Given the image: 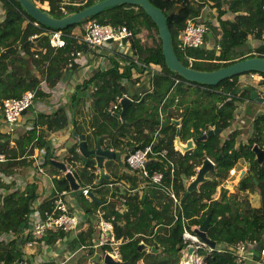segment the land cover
<instances>
[{
  "label": "trees",
  "instance_id": "trees-1",
  "mask_svg": "<svg viewBox=\"0 0 264 264\" xmlns=\"http://www.w3.org/2000/svg\"><path fill=\"white\" fill-rule=\"evenodd\" d=\"M0 1L4 10V17L0 20V101L7 97H18L23 91L30 89L35 90L36 96L45 95L39 87L40 81L44 80L48 87L56 85L63 76L71 50L82 47L70 36H66L64 47L56 49L49 45L48 36H42L36 42H26L31 36L51 27L41 23L39 26L34 25L35 19L23 10L18 0ZM95 1L98 0L66 4L62 0H47V7L51 14L60 17ZM149 1L165 14L174 52L186 65L211 70L247 56L264 57V0ZM205 6L217 11V25H211V28L218 51L215 47L206 48L203 44L181 50L178 47L180 31L188 19L201 20ZM227 13L232 16L223 17ZM91 19L127 27L131 32L129 39L132 54H109L108 67H94L91 75L76 86V90L86 88L88 100L83 95L76 98L75 93L70 96L73 130L84 135L89 149L95 148L96 137L99 136L104 147H112L116 151L124 149L127 151L126 155L146 146L158 131L153 148L165 149L175 164L172 186L178 200L186 190V183L196 175L205 158L213 162L214 171L207 172L210 173L209 176L205 174L206 179L198 183L197 189L179 202L180 206L176 207L177 219L173 221L172 198L165 190L153 187L137 170L130 168L125 159L124 166L121 167L120 158L105 160L108 178L97 181L98 168L94 155L83 156L78 151L77 140L64 150L65 154L61 157L67 161L80 188L121 179L130 181L131 189L136 188L139 183H146V188L140 194H127L125 190L121 194L125 198L123 202L119 199L120 194L116 193L119 191L118 187L115 192L110 193L109 201L105 204L92 201L80 193L82 198L79 200V207L90 221L97 220L98 211L106 219L113 217L114 237L122 241L117 250L124 264H179L188 243L182 237L183 228L194 232V226H199L206 215H209L206 235L215 242V248L208 250L200 247L196 254L203 256L205 264H244V261H235L229 246L239 240L249 242L252 248L259 249L264 245V161L259 163L252 149L253 145L264 149V110L252 118L248 137L239 141L241 130L232 129L225 133L231 125L237 102L250 95L247 89L236 92L241 84L239 75L209 85L187 81L170 71L164 63L156 24L137 5L125 3L106 7L98 14L62 30L69 34L76 26ZM142 28L154 31L152 44L144 45L137 37ZM208 34L210 27L204 40H207ZM249 35L260 40V44L253 49L255 52L249 49L248 54H244L242 44L247 42ZM188 57H192L191 62ZM138 62L156 65L158 71L151 75ZM76 66L74 64L72 68ZM259 73L264 77L263 72ZM175 78L180 79L176 84ZM149 84L153 85L152 88L148 87ZM124 95L129 96L132 102L127 107L125 121L122 122L114 114L120 110V103H117L115 110L111 109L110 103L117 102ZM178 117H181L180 141L184 143L190 138L194 140V147L185 152L174 148L176 126L171 118ZM67 122L64 106H58L51 114L36 113L31 127L18 134L15 146H11L8 134L0 132V153L6 156V160L0 162V175H13V166L16 164L21 167L32 166L33 159H26L25 156L32 155L35 148L45 147L41 165H48L49 171L53 173V189L38 204L39 211L50 208L57 193L69 190V184L61 171L50 163L51 158L58 156L49 146L44 134L38 133L37 127L43 125L48 131H56L64 128ZM213 127L221 130L217 134L196 140ZM130 131V138H126L125 134ZM21 156L24 157L20 159ZM240 159L248 163V169L239 179L237 187L242 192H254L257 189L260 199L258 207L252 206L247 197L240 198L237 193H228L227 189L220 187L229 175V170ZM147 167L149 172L160 170L165 185L169 184L168 163L159 158L151 160ZM0 187L7 189L5 193L0 190V264H14L19 258L20 264L27 261V264H34L24 257L25 238L19 233L29 224L28 216L38 197V186L31 180L23 188L11 189L0 178ZM82 227L79 224L75 236L70 237L67 233L57 231L45 236L43 241L50 246H54L57 240L65 241V249L71 253L82 245L93 244L98 237L96 225L90 222L87 227ZM11 232L14 236L5 240L4 235ZM141 241L153 245L158 251L139 249ZM102 249L112 250L108 245ZM92 251L89 248V253ZM38 264L56 262L43 260ZM94 264L100 262L95 261Z\"/></svg>",
  "mask_w": 264,
  "mask_h": 264
},
{
  "label": "built area",
  "instance_id": "built-area-1",
  "mask_svg": "<svg viewBox=\"0 0 264 264\" xmlns=\"http://www.w3.org/2000/svg\"><path fill=\"white\" fill-rule=\"evenodd\" d=\"M87 0H62L63 3H81L85 2ZM48 3L47 0L42 1V7L48 9ZM1 20V19H0ZM33 24L36 26H39V22L36 20L33 21ZM209 26L204 21H197L194 19H188L186 22V25L184 28L180 31L179 35V43L178 47L181 50H185L186 47H197L203 44L204 38L206 33L208 32ZM44 32H48V42L51 47L54 49L64 47L66 45V36H70L74 39L76 44L81 45V49L71 50L70 57L68 59V63L66 67L72 68L74 64L79 65H87L88 60L86 58V54L84 52V48H87V50L94 51V55H98L99 53H105V54H113V53H119V54H130L132 53L131 49V43H130V36L131 32L129 29L125 26H114L110 24H105L98 22L95 19L88 20L85 28L80 32H74L72 31L69 34H66L61 29H45ZM37 35V34H35ZM34 36V35H33ZM32 37V36H31ZM40 51L44 52V49L40 48ZM35 56H37L35 54ZM188 60L191 62L192 57H188ZM138 64L142 65L146 69L150 71V74L152 75L155 73V71H158V67L153 64L146 65L144 63L138 62ZM101 65V63L99 64ZM100 67V66H99ZM249 77L252 81L256 82V87L258 90V93L263 98L264 102V77L259 72H249ZM180 79L175 78L174 84L178 83ZM44 82V80H42ZM246 84V83H241ZM152 84H149L148 87L152 88ZM35 97V90H25L21 93L18 97H7L0 101V113L2 114L3 121L6 126V133L10 137V144L12 145L17 138V127L20 126V120L23 116V111L26 110L32 105L33 99ZM120 98L117 99V102H111L110 107L111 109L115 110L118 107V102ZM26 113V112H25ZM158 131L155 132L152 140L144 147L137 148L133 151L128 152V154L125 157V162L127 165L139 172V174L146 178L149 183L155 186L158 190H165L167 194L172 198L173 202V221L177 219L176 214V207L179 205V200L174 194L172 182H173V169L175 167L174 162L168 157L167 152L165 149L156 150L153 148V144L155 142V135ZM35 140V139H34ZM40 150L44 151L43 154H45V147L39 148ZM53 150V148H52ZM54 151V150H53ZM44 156V155H43ZM32 158V157H31ZM35 157H33L34 159ZM161 158L166 163L170 165V178H169V184L165 185L163 180V174L160 170H153L152 172H149L148 170V161L152 159H159ZM39 160L35 159L36 162H34L35 170L37 173L42 174L45 173V170L43 166L41 165L43 162V159L38 158ZM6 156L4 153H0V162L5 161ZM236 174V169L233 166L229 170V176H234ZM4 176V174L0 175ZM240 178V176H239ZM231 177H226V179L223 180L221 183V187L227 189L228 193H242L235 186H233ZM2 180V178H1ZM109 187H113V185H120L119 182L113 184L109 183L107 184ZM91 186L88 185L85 187L80 188L81 194L88 197L89 192L92 191ZM99 188V185H97ZM233 187V188H232ZM236 188V189H235ZM125 188H122V191H116L112 190L111 192H115L119 195V199L123 202L125 198L121 196V194L127 192V194H130L131 190H126ZM125 191V192H124ZM67 194L66 191H61L60 193H57L56 197L53 200V205L48 208L44 209L43 211H39L37 209V206L33 205L32 211L29 213V224L27 227L23 228L22 231L19 233L20 236H23L25 238V242L23 245V251H24V257L32 261L31 258H29V255L24 249H34L36 246H40L42 248V252L40 254L42 256H46L48 251L50 250V245H46L43 241L44 237L47 235L52 234L53 232L61 231L63 233L69 234L70 237L75 236L80 224V217L76 212H74L70 204L68 203L66 197L64 195ZM112 219H106L102 216V212H97V220H96V227L98 229V237L94 239L93 244L89 245H82L78 249H84V248H92L93 253L90 255V258H93L92 255H95L96 258H100V260L103 263V257L105 253L111 254L115 259L119 258L118 254V246L122 241L115 239L114 232H113V225H112ZM198 228V225L194 226V229ZM106 229H110L111 233H107ZM5 237L8 236L9 238L13 237V233L11 232L8 235H4ZM182 237L185 241H187V246L184 250L192 246L193 247V253L196 252V250L200 247L207 248L208 250H212L215 248V246H210L206 242H204L195 232H191L185 227L183 228ZM64 240V239H63ZM60 240H57L56 243H58ZM110 246L111 251L103 250V246ZM250 243L239 240L235 242L233 245L229 246L231 249V252L235 256V261L237 263H241L246 258V252L249 247ZM220 250V248H217ZM99 250V251H98ZM117 250V251H116ZM183 250V251H184ZM76 253V251H74ZM101 253V254H100ZM192 253V254H193ZM190 254V255H192ZM196 254V253H195ZM72 255V253H69L68 256ZM259 255L261 257H264V245L259 250ZM197 258L199 259V256L196 254ZM95 259H91V264L95 263ZM32 262H35L34 260ZM24 262L23 264H25ZM202 263V262H200Z\"/></svg>",
  "mask_w": 264,
  "mask_h": 264
},
{
  "label": "water",
  "instance_id": "water-1",
  "mask_svg": "<svg viewBox=\"0 0 264 264\" xmlns=\"http://www.w3.org/2000/svg\"><path fill=\"white\" fill-rule=\"evenodd\" d=\"M23 10L32 16L37 22L51 27L53 29H64L69 25L76 24L80 22L81 20L88 18L92 15L98 14L102 10H104L106 7H111L119 4H131V5H137L144 9V11L148 14V16L151 18V20L156 24L158 37L161 40V49L162 54L164 57V63L166 67L182 76L185 80L200 83V84H209V85H215L219 81L230 78L233 75H240L244 72L249 71H257V72H263L264 73V57L262 56H247L242 59H238L236 61H233L227 65H222L218 68L211 69V70H202V69H196L190 65H186L182 63L177 55L174 52L172 42H171V33L166 23V16L163 13V11L159 8L153 5L149 0H98L94 3L87 5L79 10H72L64 13L60 17H56L53 14H51L48 9L42 7L41 5L34 2V0H18ZM42 36H49L48 32H42L40 34L34 35L30 37L26 42H36L38 41ZM132 53H130L131 55ZM242 89H247L250 93V98L255 99L258 101H263V98L258 95V92L253 86H250L248 84H243L237 88L236 92H239ZM132 102V99L124 95L120 99V105L121 108L119 112H115L114 114L122 121H125V113L127 110V107ZM26 110L23 111L25 113ZM171 122L174 123L176 126V134L174 139V145L176 149L180 150L181 152H185L191 148L194 147V140L188 139L186 142H181L179 137V130H180V123H181V117L178 118H171ZM221 129L217 127H213L209 129L208 131L204 132L200 137L196 138V140L204 139L207 136L211 134H217L219 133ZM72 134L74 137L78 140V151L83 156H89L90 154L94 155L96 166L99 171V176L97 181H102L103 179H107L108 175L104 172L103 162L107 159H113V158H120V153L115 152L113 149L109 147H104L100 143V137H96V146L95 148L89 149L87 146V142L84 138V135L78 134L76 130L72 131ZM253 151L255 152L257 161L259 163H262L264 161V149L260 148L258 145H253L252 147ZM151 160L148 161V163ZM50 163L57 168L58 170L62 171L64 173V177L68 181L69 187L71 190H77V193L80 194V188L79 184L76 181L75 177L73 176L72 172L68 169L65 162L58 160L56 158H51ZM214 171V165L213 162L209 158H205L203 160L202 165L197 170L196 175L194 176L193 180L187 185L185 192L180 197V202L192 191L197 189L198 183L204 181L205 174L207 172ZM244 173V170L241 171V174L239 175L240 178L242 174ZM88 197L95 202H102V200L98 199L93 192H89ZM209 223V215H206V217L202 220L201 224L198 226V228L194 229V232L207 244L210 246H215V242L213 240H210L206 235V229ZM139 249H148V250H155L158 251V249H155L153 245H149L141 241L138 244ZM188 254L193 253V247L190 246L187 249ZM103 263L104 264H124L123 261L115 259L111 254L105 253L103 257ZM21 258H19L17 261L14 262V264H20ZM205 264V263H200Z\"/></svg>",
  "mask_w": 264,
  "mask_h": 264
},
{
  "label": "crops",
  "instance_id": "crops-1",
  "mask_svg": "<svg viewBox=\"0 0 264 264\" xmlns=\"http://www.w3.org/2000/svg\"><path fill=\"white\" fill-rule=\"evenodd\" d=\"M34 2H36L37 4H40L42 1L41 0H34ZM3 17H4V10H3L2 3L0 1V19H2ZM78 29H79V26H78ZM79 32H80V30H79ZM84 52L89 58L87 65L82 66V65L77 64L76 68L66 67L63 70L62 78L53 87H48L45 81L44 82H42V80L40 81L39 87L42 90V92H44L45 95H37V96L35 95L32 105L28 108L30 111L28 112V110H27L26 113L23 114V116L20 120V126L17 127V131H18V128H21L22 130H20V132H23L24 130L31 127L32 119L36 113L41 112V113L51 114L55 111V109L58 106H64V108L66 110L67 118H68L67 125L64 128L58 129L56 131H48L44 128L43 125H41V126L37 127V129H39L38 133L42 132L44 134L45 139L47 140L49 146L51 148H53V150L55 151L54 153L56 154V156H58V158H56V159L65 162L68 169H69V165H68L67 161L64 160V158H62L61 156H64V154H65L64 150H66V148L70 147L71 145H73L77 141V138L74 137L72 134L73 126H72L71 118H70L71 117L70 96L72 95V93L76 94V98L83 95V96H85V100L87 101L88 95H87L86 88H79L78 90H76V86L81 84L82 81L86 77L91 75L93 68L96 67V66H94L92 68L91 65H97L99 62V63H101V65H100L101 68H106L109 66L108 58L110 55L105 54V53H99L98 55L97 54L94 55V51L87 50V48H84ZM95 61H98V62H96L94 64ZM263 110H264V102L258 101L255 99H251L250 95H249V98H245L244 100L238 101L237 107L234 111V115L237 118H239L240 120H238L236 122H232L233 125H230L229 129L225 133L229 132L232 129H239V130H241V132L238 135V139H239V141L240 140L244 141L245 139H243V138L247 134V133H245V130L248 128V130H249L248 132H250V129H251L250 126L243 125V123L246 124L245 119L248 117L251 118L252 116H255L257 113H259L260 111H263ZM22 125H25V126H22ZM0 132L6 133V126H5V123L3 121V117H2L1 113H0ZM19 133H16V134L18 135ZM131 133L132 132L130 131L127 134H125L126 138H130ZM157 135H158V132L155 135V140L157 138ZM34 139H36V138H34ZM9 141H10V137H9ZM11 146H15V142ZM109 148L113 149L112 147H109ZM114 151L120 153V163H121L120 166L123 167L124 166L123 160L125 158L127 151L124 149H120L117 151L114 150ZM43 153H44V151L40 150L39 148H35L32 155L25 156V157H26V159H29L31 157L33 159V157H35L33 159V163H34V162H36L35 159H37V160H39L38 158L43 159V155H44ZM23 157L24 156H21L19 158L21 159ZM33 163H32V166L30 164V165H26L25 167H21L18 164H16L15 166H13V169L15 171L13 173V175H5L4 174V176H1V178H2L1 181L6 183V184L8 183L11 186V189H14L17 187L23 188L27 184V182H30L31 180L36 182V184L38 186V189H37L38 190V197L35 200L34 205L38 206V204L43 199H45L51 193V191L53 189V184H52V179H51L53 177V173L49 170H46L45 167L43 166L45 173L39 174L34 169L35 166ZM104 164H105V160L103 162L104 172L106 174H108V170L104 166ZM234 167H235V165H234ZM239 169H241L240 174H241V171L244 170V173L242 174V176L245 175L247 172V169H248V163L243 161L242 166ZM96 173L97 174L99 173L98 169H97ZM61 174L64 175V173L62 171H61ZM57 177H58V175H57ZM227 177L233 178L232 176H229V175ZM233 180H235V179H233ZM185 181H187V180H185ZM118 182L120 185H118V186L113 185V187H109L107 185L109 183H106L104 185H99V187L104 186V187H102V189L106 191V194L102 195L101 197H97L96 195L95 196L98 199L102 200V203L105 204L109 201V198L111 196L110 191L117 190V187L119 188V191H122V188H125L126 190L130 189L131 190L130 194H134V193L140 194L146 188L145 181L142 183H139V185L136 188H132V189L129 188L130 187V181H126L124 179H121ZM238 182H239V177L236 179L235 184H238ZM115 183H117V182H115ZM115 183H113V184H115ZM188 184H189V182L186 183V185H188ZM220 187H221V184H220ZM0 190H2V193H5L7 189L0 187ZM62 191L67 192V194H65L64 197H66L68 203L70 204L71 209L74 212H76L78 214V216L80 217V224L83 226L82 228L90 225V222L92 223V225L95 226L96 221H94V220L90 221L88 215L83 213L82 209L79 207V198L74 194V191H76V190H71L69 187V190H62ZM247 193L251 194L252 192H247ZM64 244H65V241H59L58 243H55L54 246H50V249H52V247H53L54 252L55 251L57 252V250L60 251L61 249L65 248ZM37 247L40 250V252H42V248H40V246H37ZM260 248L259 249L257 247L252 248L249 245L247 252H246V258L244 260V264H264V257H261L259 255ZM64 250H65V252L67 251L66 249H64ZM78 250H80V249H76V251H78ZM29 251L32 252L34 250H29ZM27 254L29 255V258H30V256H32V255L36 256L38 253L33 252L32 254L31 253H27ZM52 255L55 256L56 253H52ZM95 255H92V256H95Z\"/></svg>",
  "mask_w": 264,
  "mask_h": 264
},
{
  "label": "rangeland",
  "instance_id": "rangeland-1",
  "mask_svg": "<svg viewBox=\"0 0 264 264\" xmlns=\"http://www.w3.org/2000/svg\"><path fill=\"white\" fill-rule=\"evenodd\" d=\"M39 5L42 6V2H41ZM231 16H232V15L229 14V13L223 15V17H231ZM201 21H204V22H205L206 24H208L209 27H210V34H208V36H207V40H204L203 45H205L206 48H212V47H215L216 50L218 51V46H217V44H215L214 37H213V35H212V32H213V31H212V28H211V25H213V26L217 25V11H216V9H212V7L205 6V8H204V12H203V16H202V18H201ZM86 23H87V21H85L82 25H80V26H79V29H78V26H76V27L73 29V31H74V32H79V30L82 31V30L85 28ZM137 37H139L140 41H141L144 45H150V44H152L153 39L155 38V33H154V31H148V30L142 28L141 31H140V33L137 34ZM218 37H219V35H218ZM259 44H260V40H256V39H254L251 35H249L247 42L244 43V44H242L243 53H244V54H248L247 50H249V49L252 50L251 52H255V51H253V49H254L255 47H257ZM240 49H241V47H240ZM86 58H87V60L89 61V58H88L87 55H86ZM96 62H98V61H95L94 64H95ZM92 64H93V63H92ZM99 64H100V63L98 62L97 65H91V67L93 68L94 66H100ZM249 72H251V71H249ZM249 72H244L243 74L239 75L238 80H239V82H241V83H246V84H248V85H250V86H253L255 89H257V87H256L257 84H256L255 81H252V80L250 79V77H249ZM242 85H243V84H242ZM256 91L258 92V90H256ZM258 95L260 96L259 93H258ZM260 97H261V96H260ZM27 110H28V112L30 111L29 109H27ZM253 117H254V116H252L251 118H250V117L246 118V119H245L246 124L243 123V125H245V126H250V122H251V120H252ZM238 120H240V119L237 118V117L234 115V116H233V119H232V121H231V125H233L232 122H236V121H238ZM22 126H25V125H22ZM246 128H247V127H246ZM20 130H22V129H21V128H18V131L16 130L17 133H19ZM248 131H249V130H248V128H247V129L245 130V133H247V134H246V136H245L243 139H246V138L248 137V135H249V132H248ZM159 162H161V161H159ZM244 162H246V161H244ZM242 163H243V160L240 159V160H238V162L235 164L236 174H235L234 176H232V177H233L232 179H235V180H232V179H231V180H232V183H233V186H235L236 179H237V178L239 177V175H240V170H241V169H239V168L242 166ZM44 167H45L46 170H49V166H48V165H45ZM199 168H200V167H199ZM199 168H198V169H199ZM206 174H208V176H209L210 173H206ZM193 178H194V177H193ZM193 178H191L190 181H188V182L190 183L191 180H193ZM186 182H187V181H185V183H186ZM102 187H104V186H100V187L98 188L97 185H93V186H91V189H92L93 193H94L97 197H101L102 195H105V194H106V191L103 190ZM236 187H237V185H236ZM232 188H233V187H232ZM156 189H157V188H156ZM235 189H236V188H235ZM76 192H77V190L74 191V194H75V195L79 198V200L81 201L82 196H80V195L77 194ZM257 192H258V191H257V189H256L255 192H252L251 194H250V193H247L246 191H245V193L242 192V193H237V194H238V196H239L240 198H241V197H247L248 200L250 201V203H251L252 206H256V207H258V206L260 205V199H259V194H258ZM3 238H5V240H8L7 238H9V237L6 236V237H3ZM64 246H66V245L64 244ZM64 249H65V248L61 249L60 251L57 250V252H56V251L54 252V249H53V247H52V249H50V250L48 251V253H47V255H46L45 257L42 256V255L40 254V250L38 249L37 246L35 247V249H32V250H34V251H32V252L29 251L30 249H24V250H25L27 253H31V254H32L33 252L38 253L36 256H35V255L30 256V258L32 259V261H33V260L35 261L34 264H38V263H40V262L43 261V260H44V261H45V260L53 261V262H56V264H91V263H92V262H91V259H95L97 263L100 262V264H103L102 261L100 260V258H96L95 256H92L93 258H90V255H91L93 252L89 253V248L80 249V250L76 251V253H74V251H71L72 255H70V256H68L69 253H70V251L66 248L69 252H68V251L65 252ZM116 251H117V250H116ZM117 252H118V251H117ZM52 253H56V255L53 256ZM195 253H196V252H195ZM195 253H193L192 255H195V256H196ZM100 254H101V253H100ZM189 255H190V254H189ZM187 256H188V255L186 254V250H184L183 253H182V255H181V257H180V262H179V264H181L184 260H186V259H187ZM116 259L119 260L118 258H116ZM28 260H29V259H28ZM103 260H104V259H103ZM27 262H28V261H27ZM27 262H26L25 264H27ZM199 262L204 263V258H203V256H199ZM140 264H143V263H140Z\"/></svg>",
  "mask_w": 264,
  "mask_h": 264
},
{
  "label": "bare ground",
  "instance_id": "bare-ground-1",
  "mask_svg": "<svg viewBox=\"0 0 264 264\" xmlns=\"http://www.w3.org/2000/svg\"><path fill=\"white\" fill-rule=\"evenodd\" d=\"M107 233H111L110 229H106ZM181 264H200L199 259L195 255H188L187 259L184 260Z\"/></svg>",
  "mask_w": 264,
  "mask_h": 264
},
{
  "label": "clouds",
  "instance_id": "clouds-1",
  "mask_svg": "<svg viewBox=\"0 0 264 264\" xmlns=\"http://www.w3.org/2000/svg\"><path fill=\"white\" fill-rule=\"evenodd\" d=\"M242 85V84H241ZM240 85V86H241ZM123 97V96H122ZM122 97H120V99L122 98ZM119 103H120V100H119ZM120 108H121V105H120ZM119 112V111H118ZM174 148H175V145H174ZM176 149V148H175ZM126 157V156H125ZM125 159V158H124ZM152 160H154V159H152ZM150 163V162H149ZM148 163V164H149ZM98 176H99V173H98ZM143 178V177H142ZM193 178V177H192ZM240 179V178H239ZM147 180V179H146ZM116 182H118V181H116ZM113 183H115V182H113ZM151 184V183H150ZM101 185H104V184H101ZM152 185V184H151ZM153 187H155L154 185H152ZM186 187H187V185H186ZM79 188H80V186H79ZM91 192H93V191H91ZM80 193H81V191H80ZM94 194V193H93ZM95 195V194H94ZM177 197V196H176ZM89 198V197H88ZM178 198V197H177ZM179 202H180V198H179ZM104 264V263H103Z\"/></svg>",
  "mask_w": 264,
  "mask_h": 264
}]
</instances>
